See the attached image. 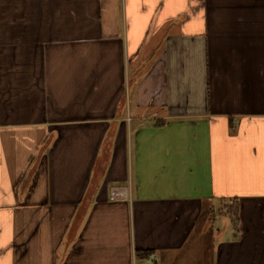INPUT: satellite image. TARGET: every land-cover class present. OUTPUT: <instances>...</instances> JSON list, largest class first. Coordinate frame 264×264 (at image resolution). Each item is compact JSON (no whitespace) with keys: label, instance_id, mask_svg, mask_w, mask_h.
<instances>
[{"label":"crops","instance_id":"crops-1","mask_svg":"<svg viewBox=\"0 0 264 264\" xmlns=\"http://www.w3.org/2000/svg\"><path fill=\"white\" fill-rule=\"evenodd\" d=\"M0 264H264V0H0Z\"/></svg>","mask_w":264,"mask_h":264},{"label":"built area","instance_id":"built-area-1","mask_svg":"<svg viewBox=\"0 0 264 264\" xmlns=\"http://www.w3.org/2000/svg\"><path fill=\"white\" fill-rule=\"evenodd\" d=\"M124 192L119 188H113L110 192V199L113 201L125 199Z\"/></svg>","mask_w":264,"mask_h":264}]
</instances>
